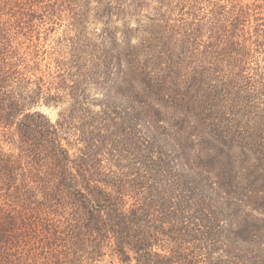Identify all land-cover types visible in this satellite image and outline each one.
<instances>
[{
    "label": "trees",
    "instance_id": "obj_1",
    "mask_svg": "<svg viewBox=\"0 0 264 264\" xmlns=\"http://www.w3.org/2000/svg\"><path fill=\"white\" fill-rule=\"evenodd\" d=\"M199 1L150 40L127 29L89 99L65 67L54 93L28 75L37 53L16 41L49 2L0 0V264H264V18ZM59 87L53 122L36 106Z\"/></svg>",
    "mask_w": 264,
    "mask_h": 264
},
{
    "label": "rangeland",
    "instance_id": "obj_2",
    "mask_svg": "<svg viewBox=\"0 0 264 264\" xmlns=\"http://www.w3.org/2000/svg\"><path fill=\"white\" fill-rule=\"evenodd\" d=\"M47 1L50 4L48 10L53 16L48 14L43 19H36L34 25L22 30L19 40L16 41L22 42L25 46L31 45L32 48L30 46L29 50L34 49V52L37 53L31 59L30 64L35 66V63H38L39 66L37 69H32L28 75L34 80L42 77L45 90L50 87L51 83L52 93H54L57 81L54 76L57 75L59 68L65 67L66 71H71V79H75L77 84L81 80V83L78 84L79 89L83 90V93H87L89 99L100 92L90 85L86 86V83H90L91 79L95 78V74L102 73L104 66L100 65L105 64V61L101 55L106 52L112 54L117 45L120 47L127 29L130 30L129 33L133 32L131 34L133 41H137L138 37L149 38L148 32L156 26L152 19L159 20V29H161L163 20H170L172 25L177 23L175 19L181 15L180 3H184L182 0H144L143 5L135 8L136 3L133 0H124V8L120 11L112 10V13H107L106 7L114 6L116 0ZM218 1L200 0L195 8L201 10V13H206ZM242 1L243 3L254 2L259 5L257 11L264 18V0ZM185 10L188 11L187 7ZM41 11L44 9L42 8ZM168 32H172L171 27H168ZM164 42V40L153 41V44L161 48L165 46ZM75 44L78 51L74 53L72 48ZM258 55L261 65L264 66V52L258 53ZM58 61H62V63ZM168 66L169 61H167ZM58 89L63 95L62 101L50 105L42 102L36 106L37 110L45 113L53 122H56L62 113L69 110L72 101L67 88L59 87ZM93 110L99 111L100 106H94ZM65 132L67 140H64V143L70 149L71 155L75 157L80 153L83 143L78 142L77 132L69 129H65ZM3 146L6 150L13 147L9 143H3Z\"/></svg>",
    "mask_w": 264,
    "mask_h": 264
}]
</instances>
